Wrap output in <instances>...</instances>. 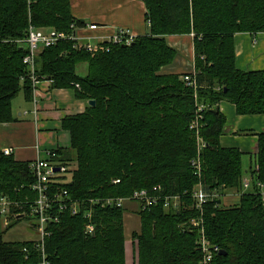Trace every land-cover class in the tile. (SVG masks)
<instances>
[{
    "label": "trees",
    "instance_id": "16d2710c",
    "mask_svg": "<svg viewBox=\"0 0 264 264\" xmlns=\"http://www.w3.org/2000/svg\"><path fill=\"white\" fill-rule=\"evenodd\" d=\"M142 1L148 33L130 45H111L92 56L61 41L36 59L38 78L50 80L51 88L69 89L76 99L95 102L62 120L70 143L56 153L66 170L51 182L80 204L79 212H55L58 222L47 224L42 250L36 240L4 241L5 233H0V264H125V208L105 201L139 190L181 199L177 211H166L162 201L138 211L133 264H198L193 220H201L210 243L226 253L213 264H264V202L258 187L262 184L264 192V133L256 135L257 151L246 178L250 188L237 204L207 201L199 214L190 199L199 183L219 197L223 191L242 190L244 155L220 146L225 118L218 105H233L238 116H264V71L237 70L234 51L235 34L264 32V0ZM29 26L69 33L71 26L83 24L72 15L70 0H0V124L16 121L12 102L19 94L27 103L32 98L22 62L25 51L17 43ZM174 35H192L196 93L210 107L200 131L205 148L199 154V178L191 166L197 158L189 130L194 91L181 80L183 74L160 73L175 58L165 41ZM82 63L87 72L80 77L76 67ZM29 164L0 149V196L12 202L11 214L24 215L12 219L6 231L28 217L23 203L35 199ZM89 224L91 234L86 232Z\"/></svg>",
    "mask_w": 264,
    "mask_h": 264
},
{
    "label": "crops",
    "instance_id": "0c3cea01",
    "mask_svg": "<svg viewBox=\"0 0 264 264\" xmlns=\"http://www.w3.org/2000/svg\"><path fill=\"white\" fill-rule=\"evenodd\" d=\"M70 3L72 15L83 24L78 37L89 38L92 44L106 41L119 29L128 31L134 37L148 33L142 0H70ZM90 25L97 26L96 30L85 29ZM165 41L175 51V58L160 73L182 75L190 72L193 64L192 35L166 36ZM234 51L237 70L264 71V32L235 34ZM39 91L41 97L38 98L36 115L31 103L22 98L18 108L12 109L16 121L0 124V149H12L13 158L19 162H33L46 150L67 149L69 134L62 129L61 122L67 116L82 113L88 106L87 101L76 99L72 90L53 89L47 82L41 84ZM218 109L225 118L220 146L238 149L244 155L243 179L249 178L252 156L257 151L256 135L264 133V116H238L234 106L223 101ZM238 200L235 192H228L225 207L237 204ZM124 208L127 210L123 213L125 264H133V255L129 259L131 253L128 246L130 242L133 254L132 235L140 231L138 206L126 203Z\"/></svg>",
    "mask_w": 264,
    "mask_h": 264
},
{
    "label": "built area",
    "instance_id": "2783aa9c",
    "mask_svg": "<svg viewBox=\"0 0 264 264\" xmlns=\"http://www.w3.org/2000/svg\"><path fill=\"white\" fill-rule=\"evenodd\" d=\"M97 26L90 25L86 26L85 29L91 31L96 30ZM81 28H76L75 26L70 27L69 33L57 32L54 30L44 31L36 29L32 26H29L25 32V36L22 41L17 42L19 47L24 51V57L22 59L23 64L26 67L27 73L26 78L30 81L32 87V99L31 104L33 107V114L37 113L38 98L41 97L39 87L43 82L48 84L51 81H46L45 79L38 78L36 74V59L40 53L52 46H55L58 42H71L72 48L74 50L83 51L92 56L107 52L109 46L111 45H130L134 36H132L128 31L119 29L115 31L111 38L106 41H100L98 43L92 44L89 42V38H79L78 31ZM181 80L185 85L194 90V101H195V114L193 119L190 122L189 130L192 132L195 143H196V153L197 158L192 161L191 166L194 171V174L199 178L201 175L200 172V162L199 154L203 148H205V142L201 137L200 131L203 127L204 113L206 110L210 109L207 105L203 104L198 100L196 89L197 81L195 79V69L192 64V70L188 73H185L181 76ZM78 87L77 85L75 86ZM39 149V148H38ZM4 156H10L12 154V149L4 148L2 149ZM40 153V151H39ZM56 157L53 150L43 151L37 159L29 165V170L32 173V176L35 179V182L30 186V191L35 194V199L26 201L27 211H24L23 214H27L29 218L34 219L35 221V230L39 235V239L36 242L38 248L42 250L44 240L49 235V232L46 230L47 224L49 222H58V216L55 212H69L71 216H75L79 212L80 204L74 202L70 199L66 190L61 187L52 188V180L56 175L63 174L66 170V167L61 164H56L54 158ZM55 168H58V171L55 172ZM118 180H115L113 183H118ZM249 187V181H242V190L244 193ZM258 187L261 191L262 201L264 202V192L263 185L258 184ZM217 191H212L211 193H206L201 184H197L191 191L190 199L193 202V205L196 210L199 211V214H202L203 205L207 201H213L218 198ZM180 197L179 196H164L162 197L159 194V191H146L139 190L132 193L127 198H110L107 199L106 205L116 208H122L125 203L136 202L139 206L140 211H146L149 208L156 206L158 202H163V208L166 211H177L180 206ZM22 204L18 203V209H21ZM17 206V205H16ZM12 202L8 197L1 195L0 196V220L4 225H7L10 219L16 217L17 214H11ZM191 227L197 232L196 239V250L200 251L201 258L198 264H213L214 258L219 254L220 249L216 245H212L207 239L204 233V228L202 226L201 220H193L190 223ZM86 232L91 234L93 232V226L87 225Z\"/></svg>",
    "mask_w": 264,
    "mask_h": 264
},
{
    "label": "rangeland",
    "instance_id": "374dc122",
    "mask_svg": "<svg viewBox=\"0 0 264 264\" xmlns=\"http://www.w3.org/2000/svg\"><path fill=\"white\" fill-rule=\"evenodd\" d=\"M87 72V65L85 63L79 64L76 67V74L80 77H83L86 75ZM22 94H19L17 96V98L14 99L13 103H12V109L14 107L19 106L20 103H22ZM226 194H228V192L223 191L221 193V196L219 197V199L221 200V205L222 206H226L227 202H226ZM133 204H136L138 206V204L136 202H131ZM138 211H139V206H138ZM127 210L124 209V213H126ZM2 222V221H1ZM0 222V233H5L3 234L2 238L4 239V241H33V240H38L39 239V235L37 233V231L35 230L33 224H35L34 219L26 217L24 219H21L20 221L16 222L14 226H12L10 229H4V225L3 223ZM128 249H130V260L132 259V249H131V244L129 242V246Z\"/></svg>",
    "mask_w": 264,
    "mask_h": 264
},
{
    "label": "bare ground",
    "instance_id": "6f19581e",
    "mask_svg": "<svg viewBox=\"0 0 264 264\" xmlns=\"http://www.w3.org/2000/svg\"><path fill=\"white\" fill-rule=\"evenodd\" d=\"M40 30H44V29H40ZM44 31H46V30H44ZM46 81H48V80H46ZM49 81H50V80H49ZM49 86L51 87V83H49ZM193 91H194V90H193ZM31 99H32V98H31ZM87 102H88V101H87ZM30 103H31V101H30ZM31 105H32V104H31ZM53 151H54V153H55V155H56V157L54 158V162H55L56 164H61V165H63V163L57 161V153H56L55 150H53ZM12 153H13V152H12ZM196 154H197V153H196ZM11 155H12V154H11ZM35 160H36V159H35ZM35 160H34V161H35ZM34 161H33V162H34ZM31 163H32V162H30V164H31ZM30 164H29V165H30ZM64 166H65V165H64ZM65 167H66V166H65ZM57 171H58V168H55V172H57ZM243 180H244V179H243ZM243 180H242V181H243ZM245 180H247V179L245 178ZM249 188H250V182H249V187H248V189H247L244 193H247L248 190H249ZM217 193H218V192H217ZM242 194H243V193L240 192V193H238L237 195H238V196H241ZM218 195H219V194H218ZM215 200H219V196H218V198L215 199ZM128 203H131V202H128ZM220 203H221V201H219V204H216V205H220ZM125 204H126V203H125ZM125 204H124V206H125ZM124 206H123L122 208H124ZM139 211H140V210H139ZM17 216H18L19 219H20V218H23L24 215H20V216H19V214H17L16 217H17ZM13 219H14V218H13ZM11 220H12V219L9 220L8 224L11 223ZM0 222H1V220H0ZM1 223H3V222H1ZM8 224H7V225H4V224H3V225H4V227H6V226H8ZM34 225H35V224H33V226H34ZM34 228H35V227H34ZM36 241H37V240H36Z\"/></svg>",
    "mask_w": 264,
    "mask_h": 264
},
{
    "label": "water",
    "instance_id": "95a60500",
    "mask_svg": "<svg viewBox=\"0 0 264 264\" xmlns=\"http://www.w3.org/2000/svg\"><path fill=\"white\" fill-rule=\"evenodd\" d=\"M88 106L90 107H93L95 105V102L93 100H90L87 102ZM216 204H219V201L216 202ZM226 253L224 251H220L219 252V255L222 256V255H225Z\"/></svg>",
    "mask_w": 264,
    "mask_h": 264
}]
</instances>
